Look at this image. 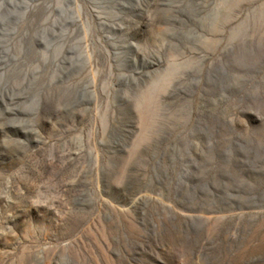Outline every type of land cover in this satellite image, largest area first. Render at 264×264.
Masks as SVG:
<instances>
[{"label": "rangeland", "instance_id": "1", "mask_svg": "<svg viewBox=\"0 0 264 264\" xmlns=\"http://www.w3.org/2000/svg\"><path fill=\"white\" fill-rule=\"evenodd\" d=\"M0 264H264V0H0Z\"/></svg>", "mask_w": 264, "mask_h": 264}]
</instances>
